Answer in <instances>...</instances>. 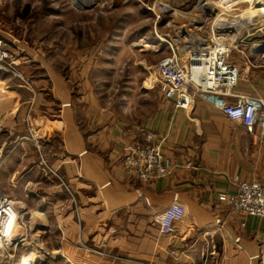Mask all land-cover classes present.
I'll list each match as a JSON object with an SVG mask.
<instances>
[{
	"label": "crops",
	"instance_id": "1",
	"mask_svg": "<svg viewBox=\"0 0 264 264\" xmlns=\"http://www.w3.org/2000/svg\"><path fill=\"white\" fill-rule=\"evenodd\" d=\"M100 53L98 48L70 49L62 73L58 71L50 80L49 100L55 112L46 115L54 122L56 143L51 147L55 157L50 176H58L66 188L74 185L76 195L66 199L65 207L59 211L57 205L61 200H54L53 195L57 191V197L61 196V189L58 185L55 190L44 185L35 189V165L14 182H23L31 191L41 189V203L55 209L59 221L63 216L61 219L74 224L72 229L64 225L67 233L73 230L77 238L68 242L73 253L70 256L67 249V259L63 261L190 264L199 260V253L206 247L220 254L218 260L222 264H260V257L264 256V217L228 212L226 206V200L235 194V177L264 182V138L259 129H246L230 121L194 95L186 97L188 107L176 99L164 100L154 87H148L143 97L135 98L132 104L104 103L92 73L98 72L99 76L103 70H109L114 59L104 61ZM132 57L125 56L121 66L119 62L120 71L127 61H133ZM251 58L254 66L249 68L237 59L240 78L235 91L264 100V58ZM135 64L139 62L131 63ZM152 65L147 66L148 72ZM127 69L133 68L127 64L124 71ZM134 81L144 89V80ZM22 103L27 107L29 99ZM147 131L153 132L162 144L170 172L150 184L140 185L125 175L119 158L125 146L141 141ZM2 187L0 184L4 192ZM13 187L21 200L18 203L26 208L24 196L17 186ZM9 189L13 192L10 186ZM137 190L142 191L143 198L138 197ZM175 200L184 210L183 219L163 232L153 214ZM34 209L41 217V228L48 230L46 211L38 206L31 212ZM217 218L223 220L221 231L213 230ZM184 243L191 247L186 257L176 261L168 257L170 248L181 250Z\"/></svg>",
	"mask_w": 264,
	"mask_h": 264
},
{
	"label": "rangeland",
	"instance_id": "2",
	"mask_svg": "<svg viewBox=\"0 0 264 264\" xmlns=\"http://www.w3.org/2000/svg\"><path fill=\"white\" fill-rule=\"evenodd\" d=\"M196 1L0 0V37L12 53L10 58L12 72L0 73V81L7 86L5 89L7 92L18 95L17 100L14 99L15 102L9 107L3 105L5 97L0 98L2 106L0 108V184L6 195L14 202V206L19 209L23 206L17 201L21 202L20 198L17 199L16 188L13 187L17 186L19 194L24 196L22 201L26 209H30L29 214L26 215V221L30 218L29 227L26 223L18 224L27 234V244H31L34 239L35 243H42L47 248L46 251H62L66 259L68 242L71 243V240L77 238L73 230L67 233L64 229V225L72 229L74 224L61 219L63 216L59 221L55 209L49 204L41 203L39 198L42 196L41 189L35 192L31 191V188L24 187L21 181L18 184L14 183L15 179L35 165L33 171L38 176L36 178L38 181L33 180L36 182L33 185L35 189L43 185L52 190H55V186L58 185V189H61V196L57 197V191L53 195L54 200H61V203L57 205L59 211L65 207L66 199L68 200L72 194L76 195L77 188L74 185L70 184L66 188L57 178L51 177L49 170H52L51 162L55 157L54 150L51 149L54 144L56 145L55 128L54 122L46 115L49 113L48 116H51L55 112L49 100L50 80L57 76L58 71L62 73L61 69L67 62L70 49L84 51L89 48H98L101 51L100 59H106V61L114 59L113 67H109V70H103L99 76H97L98 72L92 73L95 81H98L96 88L98 95L104 103L118 101L120 106H124L125 102L132 104L135 98L143 97V93L147 90V82H143V89L142 85L134 80H144L148 74L147 66L169 55L167 44L152 38L154 16L148 9L159 11L161 5H169L173 10H178L180 12L177 14L178 18L173 17L178 26L189 23L191 17L187 16L188 11H192L191 14L194 15L197 13L198 9L191 7ZM214 1L219 3V0ZM254 1L225 0L222 5L228 11L243 6L239 9L241 11L251 8L250 6L254 7ZM110 3L112 5H109ZM159 30L169 31L172 34L166 27H161ZM197 30L201 31V29ZM241 38V42H244L245 34ZM152 44L155 47H152ZM129 55L133 56L131 61H138L139 65L132 66V62L127 61L128 67L131 66L133 69H127L126 72L124 69L127 68V64L124 61L126 65L120 71L119 62L121 66L122 60ZM141 64H144L145 68ZM1 88L5 91L2 83H0ZM38 97H40L39 102L36 101ZM26 99H29L27 107L26 103H22ZM9 186L13 192L9 191ZM82 190L80 188L78 192L81 193ZM38 206L46 211L48 230H46L47 227L41 228L39 212L37 213L35 209L31 212ZM74 217L72 220H75ZM43 223L47 225L45 217ZM33 224L34 226L30 228ZM58 226L62 228L63 234ZM32 246L36 249L34 245ZM28 250L29 248L10 250L3 254L4 257H0V263L20 264V259L24 257L22 255ZM68 250L72 256V249ZM35 252L39 254L38 250ZM65 259L49 258L37 264H70L64 262Z\"/></svg>",
	"mask_w": 264,
	"mask_h": 264
},
{
	"label": "built area",
	"instance_id": "3",
	"mask_svg": "<svg viewBox=\"0 0 264 264\" xmlns=\"http://www.w3.org/2000/svg\"><path fill=\"white\" fill-rule=\"evenodd\" d=\"M198 1L191 7L195 9ZM210 1L216 3L214 0ZM218 2L223 4L225 0ZM254 5L257 8H264V0H255ZM196 9H198L197 13L190 16L191 22L178 26L173 18L177 17V14H172L174 10L169 5H161L159 11L148 9L153 12L154 16L152 38L166 43L169 55L160 58L150 66L144 79L147 82L146 87L156 88L158 95L164 100L176 99L187 107L189 102L186 97L188 95L197 96L203 102L219 110L220 114L230 121L236 122L246 129L257 127L260 135L264 138V100L238 94L235 91L240 78V64L237 59H241L247 68L252 67L254 64L251 61L253 58L251 56L264 58V46L249 48L242 45V42L239 41L240 36L247 34L249 28L241 27L242 32L237 30L235 23L231 22L233 19L217 22V15H220L221 12H218L216 7L209 14H205L200 21L192 20V15L196 16L199 12V8ZM161 27L170 29L172 34L169 31H160ZM197 29H201V31ZM191 32L193 36L197 37L198 42L197 40L193 41L190 37L189 33ZM235 32L241 33L235 35ZM227 40H236L238 43L227 45ZM152 45L155 47L154 44ZM11 57L12 53L9 51V47L0 37V73L12 72L10 71ZM0 83L3 84L4 89L7 88L2 81ZM161 145L157 141V136L153 132L147 131L142 135L141 141H134L125 146L119 158L125 175L140 185L150 184L158 178L168 176L170 163L163 156ZM57 178L59 177L57 176ZM233 184L235 194L226 200L228 212L241 211L249 216L264 217V182L242 180L235 177ZM137 194L138 197L143 198L142 191L137 190ZM28 214L29 211L26 208H15L11 198L0 189V238H5L6 235L14 231L19 223L22 225L26 223L29 227L30 218L26 221ZM183 216L184 210L176 200L153 214L155 223L160 226L159 228L163 232L173 228V225L181 221ZM222 229H224L223 220L217 218L213 223V230L221 231ZM32 240L31 244L23 245V239H9L4 242L6 247L0 257H4L3 254L10 250L29 248L22 256L34 255L35 250L39 251V254H35V261L29 264L44 262L49 258L55 259L47 255V248L42 243L37 244L34 239ZM32 245L36 249H33ZM87 249L91 252L103 253L93 248ZM189 249L191 247L184 243L181 250L170 248L167 254L169 258L176 261L186 257ZM219 255L214 248L210 250L205 247L199 253V260H194L190 264H222L219 263ZM260 262V264H264V256L260 257Z\"/></svg>",
	"mask_w": 264,
	"mask_h": 264
},
{
	"label": "bare ground",
	"instance_id": "4",
	"mask_svg": "<svg viewBox=\"0 0 264 264\" xmlns=\"http://www.w3.org/2000/svg\"><path fill=\"white\" fill-rule=\"evenodd\" d=\"M169 4H171V3H169ZM172 4H174V2ZM109 5H112V4L110 3ZM195 7L199 8V12L196 16L192 15L193 16L192 20L195 19L197 21H200L205 14H209V12L216 7V9H218V12H221L220 15H217V19H216L217 22H220L221 20H224V19L225 20H232L233 19L231 22L235 23V27L237 26L236 27L237 30L241 31L240 30L241 27L249 28V30L247 31V34H245L246 38H244V42H242V45L249 47V48L257 47L260 45L264 46V20H263L264 19V8H257L256 6H254L255 7L254 8V7L250 6L251 8H246L244 10L239 11V9H241L243 7V6H241V7L235 8V9H229L230 11H228L227 8L223 7L222 4H219V3L217 4V3L212 2L210 0H199L198 5H196ZM237 10L239 12H237ZM179 13L180 12H178V10H174L172 14L175 15V14H179ZM191 13H192V11H188L187 15L189 14V17H190ZM236 21H237V23H236ZM254 27H256V28H254ZM241 32H235V35H237V34L240 35L239 33H241ZM189 34H191L190 37H192L193 41L197 40V37L193 36L192 32ZM242 36L243 35H241L240 38ZM241 40H242V38L239 41H241ZM197 42H198V40H197ZM227 42L229 45H232L231 43L235 44V42L238 43V41H236V40H231V41L227 40ZM3 90H5V89H3ZM0 96L5 97V99H6L3 103V105L5 107H9L10 105H12L14 103V99L16 97L15 94H10L6 90L2 91V88L0 89ZM0 108H2L1 105H0ZM34 224L31 225L30 228L32 226H34ZM0 234H1V231H0ZM9 239H14V240L23 239L24 244L26 243V241H28V237H27L26 232L18 225V227L14 231H12L8 235H6L5 238H0V255H1V252L6 247V244L4 242H7ZM12 243H13V241H12ZM46 253H47V255H50L51 257L56 258V259L57 258L65 259V257H66V256H64L65 253H63L60 250H57V251L54 250V252L53 251L52 252L46 251ZM35 259H36L35 254L34 255L28 254L27 256H24L21 259L20 264H29L31 262H34Z\"/></svg>",
	"mask_w": 264,
	"mask_h": 264
}]
</instances>
